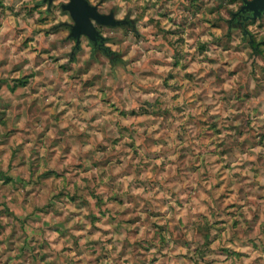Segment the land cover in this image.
I'll return each instance as SVG.
<instances>
[{
    "label": "rangeland",
    "instance_id": "rangeland-1",
    "mask_svg": "<svg viewBox=\"0 0 264 264\" xmlns=\"http://www.w3.org/2000/svg\"><path fill=\"white\" fill-rule=\"evenodd\" d=\"M101 1L0 0V264H264V16Z\"/></svg>",
    "mask_w": 264,
    "mask_h": 264
},
{
    "label": "flooded vegetation",
    "instance_id": "flooded-vegetation-1",
    "mask_svg": "<svg viewBox=\"0 0 264 264\" xmlns=\"http://www.w3.org/2000/svg\"><path fill=\"white\" fill-rule=\"evenodd\" d=\"M40 7L45 12H71L66 10L72 5V12H117L116 9L105 10L104 2L99 0H37ZM254 0H242V6L233 16V21L239 22V26L244 29L245 25L264 16V2L252 5ZM116 17V16H115ZM72 25H68L70 30Z\"/></svg>",
    "mask_w": 264,
    "mask_h": 264
},
{
    "label": "water",
    "instance_id": "water-1",
    "mask_svg": "<svg viewBox=\"0 0 264 264\" xmlns=\"http://www.w3.org/2000/svg\"><path fill=\"white\" fill-rule=\"evenodd\" d=\"M263 2L264 0H254L251 4L256 5ZM72 7V5L67 6L66 10L71 11L69 13L74 21V25L71 26L69 37L76 41V48H79L83 36L89 38L94 43H97L99 39L103 42V39L100 38L93 22L98 25L112 27H117L122 24V22L114 20L112 14L105 16L101 15L99 12H72Z\"/></svg>",
    "mask_w": 264,
    "mask_h": 264
}]
</instances>
